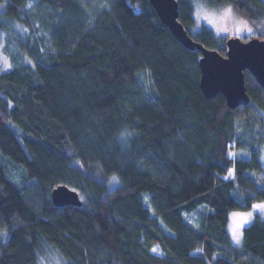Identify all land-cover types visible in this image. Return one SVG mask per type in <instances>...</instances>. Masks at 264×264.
I'll list each match as a JSON object with an SVG mask.
<instances>
[{
  "label": "trees",
  "instance_id": "1",
  "mask_svg": "<svg viewBox=\"0 0 264 264\" xmlns=\"http://www.w3.org/2000/svg\"><path fill=\"white\" fill-rule=\"evenodd\" d=\"M3 1L0 264L48 252L61 264H264V219L243 228L241 246L228 232L231 211L264 200L255 76L245 70L246 105L206 97L201 52L149 0ZM205 1L232 7L264 39V0ZM178 2L192 39L226 55L228 37L196 27L194 0ZM63 184L80 206L53 203Z\"/></svg>",
  "mask_w": 264,
  "mask_h": 264
},
{
  "label": "water",
  "instance_id": "2",
  "mask_svg": "<svg viewBox=\"0 0 264 264\" xmlns=\"http://www.w3.org/2000/svg\"><path fill=\"white\" fill-rule=\"evenodd\" d=\"M163 24L177 40L188 49L201 52L200 86L208 98L222 93L230 108L246 105L250 95L245 80V70H249L264 88V39L253 36L244 39L238 36L227 38V53L221 54L192 39L179 20L178 0H149ZM52 201L56 206L82 204L80 193L68 185H58L52 191Z\"/></svg>",
  "mask_w": 264,
  "mask_h": 264
},
{
  "label": "rangeland",
  "instance_id": "3",
  "mask_svg": "<svg viewBox=\"0 0 264 264\" xmlns=\"http://www.w3.org/2000/svg\"><path fill=\"white\" fill-rule=\"evenodd\" d=\"M195 4V18L196 27L205 23L213 28L215 33L219 36H238L242 38H251L258 35L259 30L253 26L249 21L238 15L230 6L222 8H215L209 5L205 0H194ZM5 6V1L0 3V7ZM231 9V12H228ZM12 32L14 35L24 36L27 32L25 28L17 23L11 22ZM6 34L0 31V67L10 68L11 64L5 57L3 49L6 42ZM230 157H234V151H228ZM261 159L264 164V146L262 148ZM233 176V170L224 175L228 179ZM119 179L112 177L108 183L109 188H115L119 184ZM259 216L264 219V200L257 201L248 210H233L229 213L228 232L236 246H241L243 240V228L249 225L253 219ZM194 221V220H193ZM4 238L8 233L3 230ZM235 236H238L237 240ZM39 264H61V260L52 252L42 255Z\"/></svg>",
  "mask_w": 264,
  "mask_h": 264
},
{
  "label": "snow or ice",
  "instance_id": "4",
  "mask_svg": "<svg viewBox=\"0 0 264 264\" xmlns=\"http://www.w3.org/2000/svg\"><path fill=\"white\" fill-rule=\"evenodd\" d=\"M228 12H231V9H228ZM235 238L238 240L239 237L238 236H235ZM155 251V249H153Z\"/></svg>",
  "mask_w": 264,
  "mask_h": 264
}]
</instances>
